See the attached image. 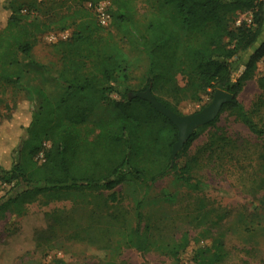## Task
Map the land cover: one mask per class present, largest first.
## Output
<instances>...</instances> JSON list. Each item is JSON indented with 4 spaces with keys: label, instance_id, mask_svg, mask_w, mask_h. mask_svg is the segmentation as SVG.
<instances>
[{
    "label": "trees",
    "instance_id": "trees-1",
    "mask_svg": "<svg viewBox=\"0 0 264 264\" xmlns=\"http://www.w3.org/2000/svg\"><path fill=\"white\" fill-rule=\"evenodd\" d=\"M18 1H4L10 14L0 30V83L13 85L20 84L28 71L18 56L30 57L37 36L53 25L52 20H41L37 15L32 21H25L31 9L18 5ZM76 1L77 5H69L68 11L72 10L69 17L84 11L86 14L81 15L72 41L63 43L70 47L64 54L65 66L59 75L65 90L56 100L44 95L43 101L33 107L29 120L21 125L22 136L14 157L8 165L5 161L0 164V180L11 184L10 190L0 198V218L8 211L25 214L41 196L60 199L76 193L83 196L92 193L104 197L105 190L131 186L138 194L143 189L140 197L135 196L136 225L127 228L125 217L116 212L107 213L113 217L110 221L125 227L128 245L142 251L161 249L176 258L188 246L189 234L168 237L153 230L154 224L144 211L150 189L158 181L173 176L172 183L199 190L202 181L194 175L198 157L189 155V149L202 131L217 125L225 111L234 114L254 134H264V125L253 117L255 109H247L238 99L264 56V43L252 52L237 79L232 64L233 58L238 59L241 53L253 48L264 31V0H146L157 3V11L142 34L134 25L135 0H110L113 27L124 36L138 37L148 58L144 83L139 89L114 84L119 82V72L123 80L128 78L122 52L111 42L112 36L89 18L84 7L85 2L102 0ZM57 2L50 0L45 4L47 14ZM248 11L253 14L251 21H241L233 27L232 17ZM66 24L62 28H67ZM261 82L264 84V77ZM149 87L158 100L179 114L180 102L200 100L204 92L214 94L215 90L223 89L234 100L223 105L216 119L198 128L174 156L178 128L152 102L137 94ZM113 91L119 94L118 98L110 97ZM101 103L110 104L113 111L107 118L93 119L92 113ZM46 142L50 143L48 148ZM229 144L230 137L218 129L210 134L204 148L210 154L216 153V158L224 159L231 155L225 149ZM40 152H44L41 163L36 158ZM183 156L186 159L180 163ZM160 192L163 201L174 204L178 200V193H170L167 187ZM114 195L115 192L110 197L117 201ZM260 203L264 209V198ZM52 219L54 223L63 220L61 215H53ZM198 253L205 264L223 261L227 255L223 234L214 238L212 247H201ZM47 264L118 263L56 260Z\"/></svg>",
    "mask_w": 264,
    "mask_h": 264
},
{
    "label": "rangeland",
    "instance_id": "rangeland-1",
    "mask_svg": "<svg viewBox=\"0 0 264 264\" xmlns=\"http://www.w3.org/2000/svg\"><path fill=\"white\" fill-rule=\"evenodd\" d=\"M0 0V30L6 25L10 10ZM58 1L47 14L45 4L50 0H19L18 5L31 9V15L25 21H32L34 15L41 20H52V28L37 36L31 56H18L28 71L18 85L0 83V164L8 165L21 138V125L28 121L30 112L40 104L44 95L52 100L61 97L65 83L59 75L65 66L66 54L76 26L85 11L69 17L72 10L69 5L77 1ZM136 15L134 25L143 33L147 23L157 11V3L135 0ZM103 3L108 11L112 1L97 3L85 2L89 18L112 36V43L122 52L121 59L128 73L123 80L119 72V82L114 84L131 85L135 89L143 86L148 67V58L140 45L139 38L124 36L113 27L111 19L102 25L96 6ZM51 5V4H50ZM26 11V10H25ZM62 16L65 20H61ZM252 12L236 14L232 17V26L241 21L250 22ZM84 18H86L84 16ZM67 23V28H62ZM142 31V32H141ZM264 43V31L253 48L233 58L235 79L244 69V63L252 52ZM264 56L258 62L254 77L247 82L239 94V101L247 109H255L253 117L264 125ZM183 84L184 80L180 78ZM118 98L117 92L110 93ZM213 98L210 92H204L200 100H184L179 103L181 114L200 111ZM113 107L108 103L99 104L92 113L93 119H103L111 115ZM219 129L230 137L225 149L231 155L224 159L210 154L204 145L210 134ZM222 129V131L220 130ZM48 148L50 143L46 142ZM10 157H9V156ZM189 155H197L194 175L202 183L198 191L172 183L169 176L158 181L149 192L145 212L154 224V231L164 236L179 237L187 232L190 237L188 246L181 250L176 258L165 254L161 249L142 251L127 244L125 227L119 222L112 223L113 217L107 213H120L127 220L126 227L136 225L135 193L131 186H118L114 190L104 191V197L86 196L78 193L52 199L41 196L34 201L25 214L8 211L0 218V264H47L56 260L66 262L94 263L113 260L118 264H205L198 253L201 247H212L214 238L223 234L224 260L217 264H264V134H254L234 114L225 111L217 125L206 128L194 141ZM8 156L7 159L4 157ZM39 163L44 161V152L36 156ZM186 157L180 159V163ZM168 188L170 193H178L174 204L163 201L161 190ZM11 188V184L0 180V198ZM115 192L116 200L111 193ZM139 189V197L143 194ZM99 192H97L98 194ZM108 198V200H107ZM49 213L50 215H47ZM53 215H61V222L54 223ZM121 219V218H120ZM113 221V220H112ZM126 228V229H127ZM210 233H209V232Z\"/></svg>",
    "mask_w": 264,
    "mask_h": 264
},
{
    "label": "water",
    "instance_id": "water-1",
    "mask_svg": "<svg viewBox=\"0 0 264 264\" xmlns=\"http://www.w3.org/2000/svg\"><path fill=\"white\" fill-rule=\"evenodd\" d=\"M137 94L152 102L178 128V140L173 145L174 156L184 147L185 143L198 128L216 119L220 115L223 105L234 100V96L230 92L217 89L213 94L212 101L200 111L191 114H179L158 100L150 87Z\"/></svg>",
    "mask_w": 264,
    "mask_h": 264
},
{
    "label": "built area",
    "instance_id": "built-area-1",
    "mask_svg": "<svg viewBox=\"0 0 264 264\" xmlns=\"http://www.w3.org/2000/svg\"><path fill=\"white\" fill-rule=\"evenodd\" d=\"M96 9L99 14V20L102 25H107L110 22L111 16L110 13H108L105 5L103 3H99L96 6Z\"/></svg>",
    "mask_w": 264,
    "mask_h": 264
}]
</instances>
